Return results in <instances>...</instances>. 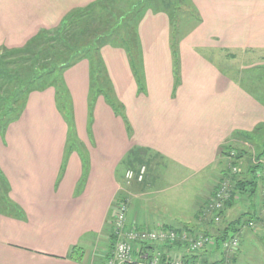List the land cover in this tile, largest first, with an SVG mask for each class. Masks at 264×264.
Returning <instances> with one entry per match:
<instances>
[{
	"label": "crops",
	"instance_id": "obj_1",
	"mask_svg": "<svg viewBox=\"0 0 264 264\" xmlns=\"http://www.w3.org/2000/svg\"><path fill=\"white\" fill-rule=\"evenodd\" d=\"M52 1L0 0V48L22 47L40 28L56 27L58 13L67 11L71 0ZM190 2L201 22L179 40L177 68L170 16L149 10L135 29L133 59L140 80L129 49L105 45L98 53L104 92L94 95L92 107L94 61L85 58L64 72L72 126L60 109L57 89L45 87L28 97L20 118L0 135L6 188L0 189V264H109L116 248L111 240L116 202L122 193L135 199L146 195L133 194L125 184L133 168L130 156L158 157L200 174L218 166L220 149L236 132L252 134L264 124L263 89L245 77L247 71L235 75L211 57L231 63L239 53L264 52V0ZM106 93L123 107L127 120L116 114ZM140 219L130 220V226H169H140L147 225ZM152 245L151 253L159 251L167 261L176 253L167 245ZM73 248L79 249L75 259L70 257ZM216 249L189 258L209 264L218 255L213 264H220L224 253Z\"/></svg>",
	"mask_w": 264,
	"mask_h": 264
},
{
	"label": "rangeland",
	"instance_id": "obj_2",
	"mask_svg": "<svg viewBox=\"0 0 264 264\" xmlns=\"http://www.w3.org/2000/svg\"><path fill=\"white\" fill-rule=\"evenodd\" d=\"M58 1L54 0L51 4L55 5ZM78 1L80 0H71V4L68 5L70 8L67 11H60L58 13L56 27L40 28L38 34L34 35L22 47L9 48L4 46L0 48V65L10 75L8 80L0 79V99H2L0 117L6 112L5 108L9 107L15 92L23 88L28 79L36 74L55 68L56 63L52 58L44 56L45 51H48L49 48L50 50L54 48L61 53V57L63 56L61 60L66 62L73 55L85 51L91 52L88 54L87 60L92 59V57L95 59L92 60L95 61L97 76L104 74L98 53L99 46L106 41H110L115 45L128 47L130 55L134 56L137 51L134 45L137 22L149 10H157L160 7L162 11L163 7L161 5L164 0H95L84 7H80ZM143 2L147 5L140 12L138 10L144 5ZM180 3L182 6L179 10L177 21L175 20V22L178 23L177 29L181 35L185 37L193 31L196 25L195 20L192 18V13L195 11H193L190 0H180ZM172 4L173 6H168L170 9L174 8V3L172 2ZM168 7L165 8L168 9ZM42 13L43 9L40 10V14ZM33 16L36 17L35 12H33ZM124 22L129 23L124 25ZM122 38L125 41H122ZM34 40L36 41L34 42ZM29 44L32 46L28 49ZM208 55L210 56L211 53H208ZM237 56V59L229 63L231 61L229 59L228 61L225 59L221 60V58H214L211 55L213 61H216L219 67L222 65L224 69L232 71L235 75L240 70L247 71L245 72V77H251V79L253 77V84H258L264 93V80L261 83V80L258 79V76L264 78V61L262 60L264 52L260 55L239 53ZM257 68L262 69L259 70ZM64 72V70H61L59 81L63 79ZM55 77L57 78V74L49 76L45 81H49L48 83L50 84ZM104 77L102 76L101 78ZM94 79L95 81L97 80L96 76H94ZM60 87L63 93L61 102L66 106V110L68 111L70 97L68 91H65L64 82H61ZM41 89L42 87L39 86V90ZM25 92L26 95L28 94L27 97H29L36 90L33 87H29L25 89ZM259 93H262V91ZM19 100L22 101L21 96L14 100V109L16 110L19 107L17 103ZM64 106L63 108H65ZM262 126L263 130H260V132L253 133L255 130L252 132L255 142L252 141L250 143L246 139L239 137L232 139V142L226 144V146H232L236 150L235 152L238 153L241 151L244 153L245 158L241 160V165L237 169L240 170L239 176H246H244L245 180H251L249 175L243 174V172H246L249 162L255 165L259 163L263 166V170L257 172L259 173L257 175L259 179L257 195L252 200L248 199V197L241 198V202L234 205L231 208L230 214L228 213L230 218L227 222L223 221L224 218L221 214L217 215V212L220 210L218 203L215 204V208L214 203H209V201L219 185L220 180L223 178L222 171L226 167H230L229 164L232 159L220 154L219 161L221 165L212 169V171L192 174L168 163L166 164L158 157L138 156L143 162H132L133 168H136V166L139 167L141 164H146V179L142 183L131 182L130 184H125H127L128 190L130 192L132 191L133 194L146 195H144L143 199H135L136 196L129 197L128 194L123 196L122 193V196L118 199V201L122 200L128 204L129 209L126 215L128 226L132 225L136 216L141 215L143 216L142 220L147 225L142 224L140 226H155L161 222L169 224L170 228L173 229L184 226L195 230L201 237L216 238L219 234L218 232L229 225L228 222H233L243 216L246 217L244 220L246 221L254 215H258V220L255 219L251 224L242 225L236 235L228 238L227 241L236 245L234 248L231 245L228 249H225V241L221 244V249L223 252L224 250L226 251L224 254L222 252L225 264H264V159L257 162L258 153L264 145V124ZM3 130L0 129V132ZM131 158L133 161H136L134 156ZM126 167V163L120 167L118 177H121L125 173ZM225 183L227 187H230L231 191L234 190L235 183L232 181H226ZM0 186L5 188L1 178ZM237 196L240 197L239 194ZM200 212L203 213L202 216L198 215ZM130 220H133L132 223ZM141 251L146 252L145 249H141ZM138 253L140 252L136 251L137 255ZM217 256L211 258V261H208L211 262L209 264H213L217 260Z\"/></svg>",
	"mask_w": 264,
	"mask_h": 264
},
{
	"label": "trees",
	"instance_id": "obj_3",
	"mask_svg": "<svg viewBox=\"0 0 264 264\" xmlns=\"http://www.w3.org/2000/svg\"><path fill=\"white\" fill-rule=\"evenodd\" d=\"M172 2L174 3V8L170 9L169 7H171V5L173 6ZM143 4H144V2H143ZM146 5L147 4L142 5L141 9L138 11L141 12V10ZM163 5L165 7L169 6L168 9L165 8ZM181 6H182V4L180 3V0H164L162 5H161V7H163L162 10H164L170 16V20H171V24H172L171 25V28H172V49H173L174 58L176 60V68H177V63L179 60V50H178L179 49L178 48L179 47V40L181 39V37L183 35H181L180 31L177 29L178 23L175 22V20L177 21L178 13H179ZM134 7H133V9H134ZM158 9H161V8L159 7ZM192 14H193L192 18L196 22L195 24L201 22V19L199 18V16L195 12ZM128 23L124 22V25H126ZM36 40H34V42ZM122 41H125V40L122 38ZM31 44L28 45V47H27L28 49L32 46ZM108 44H112V43L110 41H106L105 43H103L99 46V50L103 46L108 45ZM72 52H73V50H72ZM89 53H91V52L85 51L83 53L81 52L79 54L73 55V57L71 59H69V61L66 62V61L61 60L63 58V56L61 57V55H60L61 53H59L56 49L53 48V50H50V48H49L48 51H45L44 56H47L48 58L49 57L52 58V60L56 63L54 66L55 68L51 69V70L44 71L40 74H36L35 76L28 79V81L26 82V84L23 88H21L15 92L14 97L11 101L12 104L10 103L9 107L5 108L6 112H4V114L0 117V129H4L2 132H0V135H4L5 131L7 130V127L10 124L16 122L20 118L22 113L24 112V109L27 105V98H28L27 97L28 94L26 95L25 89L29 88V87L30 88L33 87V89H35L36 91H42L43 89H45V85H46V87H55L57 89V92H58V103H59L60 109L64 114H66L68 121L70 122V125L72 126L71 105L69 107V110L67 111L66 106H64L61 102L63 93H62L60 86H61V82H64L63 79L59 81V79L61 77V70H64V71L68 70L69 68H71L72 66L77 64L79 61L87 58ZM48 55H51V56H48ZM130 57L132 59V65L134 67L136 75L138 76L137 69H136V62L134 61L133 56L130 55ZM92 59H94V58L92 57ZM53 74H57V78L55 77V79H52V82H50V84H49L48 83L49 81H45V80ZM176 75H178V70H176ZM94 76H96V79H97L96 81L94 79ZM102 76H103L102 74H101V76H97L96 65H95V61H94L93 62V84H94L93 86L94 87L92 89L93 91H92V94L90 97L91 107L94 104V99H93L94 95H98V93L104 92L102 90V88L104 87L103 82H105V78H101ZM9 77H10V75L8 74V72L4 69V67L2 65H0V79H7L8 80ZM138 80H140L139 76H138ZM179 83H180V81L178 78L176 84L179 85ZM38 85L40 87H42L41 90H39ZM37 88H38V90H37ZM141 90L144 91L143 86H141ZM65 91H67V90L65 89ZM65 91H64V93H65ZM105 91H107V90L105 89ZM108 91H109V89H108ZM105 95H106L107 102L112 106V108L114 109L116 114L123 117L125 120H127L125 117V114H124L123 107L117 101H115L111 95H109L108 93H106ZM19 96H21L22 101H20L21 100L20 99L17 102L19 107H18V110H16V109H14V100ZM1 102H2V99H0V106L2 105ZM63 106L65 108H63ZM260 130H263V126L256 128L253 133L260 132ZM253 133L248 134V133L236 132L233 136V139L240 137V138L246 139L247 141L252 143V141L255 142L254 137H253V135H254ZM70 136L72 138L74 137L73 129H72V133ZM235 151L236 150L232 146H226V145L222 146V148L220 149V154L222 156H226L227 158L232 159V161L229 164L230 167L229 168L226 167V169H224L222 171V177L223 178L220 180L219 185L217 186L215 192L213 193V195L209 201V203H216L218 201L219 203H221L223 205V207H221L220 210L217 212V215L221 214L223 216V218L225 217L224 215L226 214L227 209H229V208L233 207L235 204L237 205L239 202H241V200H240L241 198L248 197V199L252 200L257 195V193H258L257 191L259 188V186H258L259 179L257 177V175L259 173H257V172L263 170L262 164L256 163L257 165H255L252 162H249V165L246 169V172H243V174L249 175L251 180H245V178H244L245 175L243 177L239 176L238 174L240 173V170L237 168L241 165V160L245 158V155L241 151H239L238 153ZM133 156L138 157V156H142V155L141 154H136V155L133 154L129 158L130 163L133 162V160L131 158ZM261 159H264V145L262 146L261 151L258 153L257 162H260ZM134 162H135V160H134ZM144 165L146 166V164H141L139 167L144 166ZM219 165H221L220 162H218V166ZM132 167H133V164L131 165L130 168H132ZM132 170L138 171L139 168H133ZM0 178L3 180L1 174H0ZM226 181H232L233 183H235L234 190L231 191L230 187H227V184L225 183ZM0 189L3 192L5 191L4 187H2V186H0ZM223 189L225 190L224 194H226L225 195L226 197H224L222 199H218V194L220 192H222ZM237 194H239L240 197H238ZM211 201H213V202H211ZM116 205H117V202H116ZM198 215L202 216L203 213L200 212V213H198ZM245 218L246 217L243 216V217H240L239 219H237L233 222H228L229 225L227 227H225L223 230L219 231L218 232L219 234L216 238H211V237H206V236H205V238L213 239L216 243L217 249L219 251H222L221 244L223 242L227 241L229 237L236 235L239 232V229L242 227V225L244 226V225L251 224L252 221H255V219L258 220V217L255 215L252 218L244 221ZM223 221H226V219H224ZM113 223H111V224H113ZM166 229L175 230L179 233H181L182 231L187 232L189 234L190 238H192V239H196L198 237H201L199 234H197V232H195V230H193L191 228H186L184 226L182 228H178V229H173V228H170L169 226L168 227L166 226ZM202 237H204V236H202ZM111 240H112V246L116 247L117 237H116L115 232H114V224L112 226ZM138 247L140 249H145L146 251H152L155 249L152 244H144V245L139 244ZM167 247L168 248H166V247L165 248L166 249L175 248V252H185L187 245L186 244L184 245L182 243H177V244L172 245V246L167 245ZM78 252H79L78 248H73L70 252V257L75 259L76 255H78ZM154 252H157V251H154ZM165 262H167V260L163 256L162 263H165ZM218 263H216V264H218ZM223 263H225L224 260L222 262H220V264H223Z\"/></svg>",
	"mask_w": 264,
	"mask_h": 264
},
{
	"label": "built area",
	"instance_id": "obj_4",
	"mask_svg": "<svg viewBox=\"0 0 264 264\" xmlns=\"http://www.w3.org/2000/svg\"><path fill=\"white\" fill-rule=\"evenodd\" d=\"M145 175L146 166H141L137 172L128 170L125 174V179L128 184L131 182L142 183L146 179ZM224 191L223 189L222 192L218 194V199H222L225 196ZM216 203H218V208L220 209L222 204L218 201ZM216 203H214V207ZM128 209V204L124 201L121 200L117 202V211L113 223L117 243L113 260L110 261L109 264H193L192 260L189 258L191 255L199 254L200 252L216 246L213 239L205 237L192 239L189 234L184 231L179 233L161 226L152 230L140 229L136 225L128 226L126 217ZM177 243L187 245L185 252H176L174 256L169 258L165 263H162L163 255L161 252H144L138 247L139 244H163L172 246ZM230 246L234 248L236 245L226 241L224 248L228 249ZM136 251L140 253L137 255ZM224 252L226 253L225 250Z\"/></svg>",
	"mask_w": 264,
	"mask_h": 264
}]
</instances>
